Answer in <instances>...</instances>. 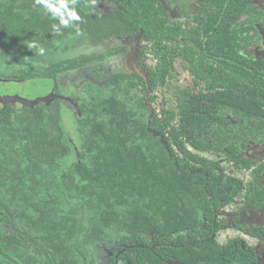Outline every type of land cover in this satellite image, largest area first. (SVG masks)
<instances>
[{
	"label": "trees",
	"instance_id": "16d2710c",
	"mask_svg": "<svg viewBox=\"0 0 264 264\" xmlns=\"http://www.w3.org/2000/svg\"><path fill=\"white\" fill-rule=\"evenodd\" d=\"M96 1L0 0V64L17 63L9 75L0 71V80L54 81L52 91L33 105L0 103V264H102L100 248L141 243L144 234L162 240L184 231L190 238L198 204L208 212L197 195L211 188L205 172L215 170L196 168L191 158L201 157L189 146L207 148L197 132L216 125V133L224 125L223 117L207 109L205 115L187 114L190 130L185 121L176 126L169 112L166 135L164 120L151 115L137 94L115 95V82L87 83L74 96L82 135L74 151L63 124L67 97L62 77L96 62L92 49L134 31L157 62L153 78L158 85L167 69L163 51L173 54L170 50L178 48V30L165 24L160 0H119L120 7L108 13L95 9ZM202 1L204 18L192 40L212 33L209 50L229 55L224 29L236 20L242 2ZM165 39L171 43L165 45ZM33 43L37 47H29ZM79 44L81 51L73 53ZM27 57L29 62L21 61ZM223 70L219 77L236 81L239 76ZM226 99L254 110L264 94L247 87L238 100ZM201 174L204 185L193 182ZM188 240L180 239L177 245L183 247L172 246L167 253L187 263L193 249ZM133 250L129 246L123 252ZM115 260L111 255L110 264Z\"/></svg>",
	"mask_w": 264,
	"mask_h": 264
},
{
	"label": "flooded vegetation",
	"instance_id": "af4514ba",
	"mask_svg": "<svg viewBox=\"0 0 264 264\" xmlns=\"http://www.w3.org/2000/svg\"><path fill=\"white\" fill-rule=\"evenodd\" d=\"M160 1L165 24L178 30V48L170 50L173 54L163 51L167 69L161 71L162 80L158 85L153 78L157 62L150 52L146 53L143 37L134 31L108 40L102 48L92 49L97 52V61L68 72L66 78L79 79V89L87 83L108 86L115 82V95L125 91L137 94L151 115L164 120L166 135L171 128L165 121L169 112L175 114L176 124L187 123V114L205 115L206 109L223 117L224 125L219 132H214L216 125L197 132L207 148L189 145L192 152L201 157L191 158L196 168L215 170V173L205 172L206 183L211 187L204 190L206 197L197 195L209 209L207 212L198 204L197 225L190 238L184 231L162 240L155 239L153 234H144L141 243L117 244L115 249L100 248L99 262L110 264V256L114 255V264H264V102L259 101V106L250 110L226 99L238 100L240 92L247 87H255L261 96L264 94V0H239L242 2L240 13L235 21L226 23L224 29L225 50L229 55L209 50L212 33L192 40L204 18L202 0ZM231 1L226 0L233 4ZM120 5L119 0H97L94 8L108 13ZM164 43L171 41L165 39ZM139 59L145 61L143 69L139 68ZM222 67L227 68V74L238 71L236 81L219 77L224 74ZM158 99L160 111L154 107ZM76 124L78 126L77 117ZM186 125L190 130L191 124ZM78 136L80 142L72 145L74 151H78L81 144L79 132ZM186 163L185 167L191 169ZM202 176L193 182L204 185ZM180 239H189L193 248L189 249L192 255L187 263L167 253L172 246L183 247V244L177 245ZM129 246L134 250L123 252ZM141 248L149 252H139Z\"/></svg>",
	"mask_w": 264,
	"mask_h": 264
},
{
	"label": "rangeland",
	"instance_id": "374dc122",
	"mask_svg": "<svg viewBox=\"0 0 264 264\" xmlns=\"http://www.w3.org/2000/svg\"><path fill=\"white\" fill-rule=\"evenodd\" d=\"M72 40H69L64 42L65 45H71ZM81 51V47L79 44V47L75 50H73V53H79ZM50 56H52L50 54ZM46 59L48 58V55L44 56ZM22 62H29L30 58L27 57L21 59ZM139 63V68L143 69L145 61L143 59H139L137 61ZM3 64V65H2ZM2 69H0L1 72L5 73L4 75H9L14 71L13 66H17V63H10L7 64V62H2ZM149 64H152V62H149ZM62 87L65 89V96L67 97L66 104L67 106L64 111V127L66 134L71 138V142L73 146L76 145V143L79 144L80 138H78V130H77V124H76V117H77V111L76 108H74L75 105V92L79 90V87L81 86L80 80L77 78H73L72 80L70 78L62 77L60 79ZM54 81L53 79L49 78H35L31 80H27L24 82H17V81H2L0 80V96H20L25 99L34 100L40 97H44L48 95L52 89H53ZM71 87V88H69ZM154 107L158 109V111L161 110V105L159 102V99L155 102ZM70 158H74V154H70Z\"/></svg>",
	"mask_w": 264,
	"mask_h": 264
},
{
	"label": "water",
	"instance_id": "95a60500",
	"mask_svg": "<svg viewBox=\"0 0 264 264\" xmlns=\"http://www.w3.org/2000/svg\"><path fill=\"white\" fill-rule=\"evenodd\" d=\"M40 99L42 100L45 98H40ZM9 102L20 103L22 105H33L35 103L34 100L25 99V98H22L20 96H15V95H13V96H0V103L6 104ZM75 105L77 107V104H75Z\"/></svg>",
	"mask_w": 264,
	"mask_h": 264
},
{
	"label": "clouds",
	"instance_id": "9594fccd",
	"mask_svg": "<svg viewBox=\"0 0 264 264\" xmlns=\"http://www.w3.org/2000/svg\"><path fill=\"white\" fill-rule=\"evenodd\" d=\"M29 47L34 48V47H37V45L33 43V44H30ZM40 54L43 55V49H41Z\"/></svg>",
	"mask_w": 264,
	"mask_h": 264
}]
</instances>
